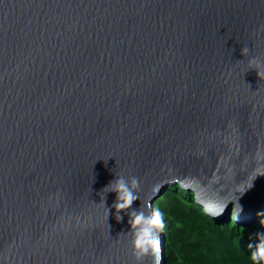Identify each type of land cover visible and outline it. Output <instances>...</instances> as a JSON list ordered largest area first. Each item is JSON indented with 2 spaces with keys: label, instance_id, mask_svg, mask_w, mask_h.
I'll return each instance as SVG.
<instances>
[{
  "label": "water",
  "instance_id": "95a60500",
  "mask_svg": "<svg viewBox=\"0 0 264 264\" xmlns=\"http://www.w3.org/2000/svg\"><path fill=\"white\" fill-rule=\"evenodd\" d=\"M253 67L264 0H0V264H167L164 232L133 255L103 192L118 176L139 179L136 209L180 184L217 219L257 221Z\"/></svg>",
  "mask_w": 264,
  "mask_h": 264
},
{
  "label": "trees",
  "instance_id": "16d2710c",
  "mask_svg": "<svg viewBox=\"0 0 264 264\" xmlns=\"http://www.w3.org/2000/svg\"><path fill=\"white\" fill-rule=\"evenodd\" d=\"M164 214L167 264H247L252 249L264 233V209L257 208L261 220L238 222L234 211L228 219H217L196 201L191 190L172 184L154 202Z\"/></svg>",
  "mask_w": 264,
  "mask_h": 264
},
{
  "label": "clouds",
  "instance_id": "9594fccd",
  "mask_svg": "<svg viewBox=\"0 0 264 264\" xmlns=\"http://www.w3.org/2000/svg\"><path fill=\"white\" fill-rule=\"evenodd\" d=\"M246 50H242L244 54ZM253 63V61H250ZM257 74L261 79H264V73H261L257 68ZM140 190V182L136 177L125 178L118 176L103 189V192H115L116 200L112 207L116 210L117 221H122V211H127L129 216L128 223L131 226L130 233L132 236L131 245L133 255L137 261H142L144 257L156 255L160 250V234L166 228L164 214L159 207L151 208L150 205L141 203L140 208H133V204L138 199V191ZM145 207L150 208V212L145 211ZM241 207V206H240ZM110 211V210H109ZM259 243L248 247L252 249L247 264H264V233L258 234Z\"/></svg>",
  "mask_w": 264,
  "mask_h": 264
},
{
  "label": "rangeland",
  "instance_id": "374dc122",
  "mask_svg": "<svg viewBox=\"0 0 264 264\" xmlns=\"http://www.w3.org/2000/svg\"><path fill=\"white\" fill-rule=\"evenodd\" d=\"M264 209V208H263ZM255 216H258V219H257V221H255L256 222V224H258V227L260 228V226H262V225H259V221L261 220V215L258 213V211H257V208H256V210H255ZM230 217V216H229ZM236 218V217H235ZM226 220V219H225ZM236 220L238 221V222H240V220H238L237 218H236ZM264 222H263V220H261V223L260 224H263ZM165 233V232H164ZM166 263H167V257H166Z\"/></svg>",
  "mask_w": 264,
  "mask_h": 264
}]
</instances>
